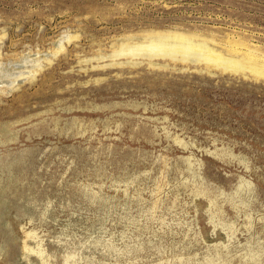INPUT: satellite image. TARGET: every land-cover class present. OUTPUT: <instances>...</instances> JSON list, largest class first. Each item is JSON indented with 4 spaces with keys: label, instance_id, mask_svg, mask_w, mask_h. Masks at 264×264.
<instances>
[{
    "label": "rangeland",
    "instance_id": "rangeland-1",
    "mask_svg": "<svg viewBox=\"0 0 264 264\" xmlns=\"http://www.w3.org/2000/svg\"><path fill=\"white\" fill-rule=\"evenodd\" d=\"M174 33L264 72V0H0V264H264V76Z\"/></svg>",
    "mask_w": 264,
    "mask_h": 264
},
{
    "label": "bare ground",
    "instance_id": "bare-ground-1",
    "mask_svg": "<svg viewBox=\"0 0 264 264\" xmlns=\"http://www.w3.org/2000/svg\"><path fill=\"white\" fill-rule=\"evenodd\" d=\"M167 36H168V38H171V37L176 38L179 41L170 42L164 36H160L158 38H151V39L147 40L145 43L136 44V45L127 47V49H122L120 51V53L122 54V53H134V52L135 53H141V52H145L146 55L147 54H149V55H165V56L171 57L174 60L179 59L181 61L182 60L183 61H187V60H189V59H191L193 57L195 59L204 61V62H206L208 64H213V65L218 66L220 68L222 67L224 69H236V70L237 69H247L248 68V70L254 71L255 73H257V75H261V76L263 75L264 76V72L260 69L258 64L257 63H253V62L251 63V60L254 58L253 57L252 59H250L249 57H251V55L248 56V58L250 59V65L247 66L246 64H249V63L245 62L246 64H244L242 62L243 59L241 60L240 58L233 57V56L232 57H227L224 54H222L221 51L218 52V51H216V49H214V48L210 47L209 45H207L208 43L206 44V42H196V41H194L189 35H185L183 33H174V34H170V35H167ZM67 37H68V35H64L62 38L64 40V39H67ZM61 43H62V40H61ZM193 47L194 48L198 47L199 51L198 52H194V51L192 52ZM241 56L245 59V57H244L245 54H243ZM260 59H262V58H260ZM30 67L33 68V71H31L32 70L31 69L29 73L36 74V72L38 70H34V66H30ZM3 72H4V69H3V67L0 66V83H1L0 85H2V84L5 85L6 84V85L9 86V88L10 87L14 88L16 86V84H17V80L13 79L14 76L11 77V75L5 74ZM29 236H30V234H29ZM82 246H83V244H82ZM26 249H28L27 246H26ZM79 256H80V254H79ZM71 257H72V255H71ZM42 264H48V263L45 262V263H42ZM206 264H208V263H206Z\"/></svg>",
    "mask_w": 264,
    "mask_h": 264
}]
</instances>
